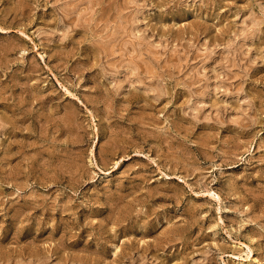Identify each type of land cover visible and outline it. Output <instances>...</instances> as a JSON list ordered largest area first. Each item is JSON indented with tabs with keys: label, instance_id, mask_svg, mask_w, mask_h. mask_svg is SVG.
<instances>
[{
	"label": "rangeland",
	"instance_id": "rangeland-1",
	"mask_svg": "<svg viewBox=\"0 0 264 264\" xmlns=\"http://www.w3.org/2000/svg\"><path fill=\"white\" fill-rule=\"evenodd\" d=\"M0 264H264V0H0Z\"/></svg>",
	"mask_w": 264,
	"mask_h": 264
}]
</instances>
